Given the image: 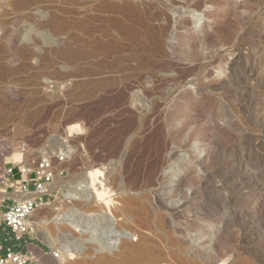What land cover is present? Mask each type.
<instances>
[{
	"label": "rangeland",
	"instance_id": "rangeland-1",
	"mask_svg": "<svg viewBox=\"0 0 264 264\" xmlns=\"http://www.w3.org/2000/svg\"><path fill=\"white\" fill-rule=\"evenodd\" d=\"M13 1L0 0V138L6 151L20 146V152L25 156L22 161H34L44 152L53 153L66 148L70 156L64 165L68 173L63 172V177L79 175L90 165L91 169L100 168L106 177L107 185L113 192L118 193L113 196L114 201L109 206L110 214H107L106 205L95 199L86 205L72 207L73 210L62 204L56 205L59 207L57 210H52L51 207L38 208L30 218V221H36L38 224L31 235L30 244L36 248L43 247L45 252L59 249L60 246L70 249L58 264H181L175 248L162 247L164 244L161 233L170 228L166 221L169 218L173 219L171 225L183 232L191 224L197 226L195 230L185 232V238L190 243L195 242L197 245L204 240L212 243L221 238L232 249H238L237 253L233 249V259L229 264H264V244L260 245L262 231L256 232V217H250L248 220L244 215L232 211L244 203L255 186L253 188L254 184L248 180L231 183L232 171L237 169L239 164L230 162L224 166L228 152L206 158L204 152L199 149L195 153L191 151L197 148V143L190 145L194 161L205 160L209 165L206 186L202 192L206 197L201 195L202 200L200 194L194 195L192 190L184 188L175 201L167 203L170 213L164 209H153L156 207L157 192L162 194L164 186L172 184L165 183L164 178H161L162 174L164 177L168 173L177 172L175 160L171 159L169 166L160 173V183L157 181L154 185L138 191L125 189L130 180L143 179L144 164L155 160L153 147L158 145L163 137L159 130L164 129L163 132H167V128L162 126L163 122L173 104L180 100V95L190 99L184 103L177 124L187 122L191 126L194 125L202 104L208 101V97L217 98L216 95L220 94L224 97L211 108L213 112L223 114L217 120V125L229 124L228 133L233 139L239 138L243 133L256 134V129H253L251 123L253 120H243L232 97H227L226 91L236 83L240 85L242 82L241 69L233 66L235 54L228 50L219 58L223 68L220 74L213 69L217 60L205 69L203 75V72L200 73V78L191 77L184 84H180L175 82V69H164L159 60L147 57L133 44L120 48L115 56L104 57L92 51L94 40L100 35V32L93 28L103 25L107 27L111 18L117 15L113 10H86L76 13L77 8L66 6V10L70 12L60 13L56 7H50L49 10L36 13L32 9H14L11 5ZM238 1L240 0H236ZM47 2L42 0L41 7L46 8ZM53 4L58 5L54 1ZM253 5V9H264L262 2ZM51 15L57 16L58 22H65L61 25L63 29H60L58 23H45V18H50ZM80 20L85 21L86 26L75 24ZM263 25L264 18L259 16L256 26ZM9 36L15 39V50L25 47L33 55L29 58L20 55L11 61L10 54L13 50L7 47ZM111 36L123 35L115 31L111 32ZM51 39L54 43L68 46L71 51L90 48L91 52L71 61L56 58L55 63H51L42 58L44 50L51 44L48 43ZM122 39V44L127 42ZM260 45L264 48V41ZM62 70L67 71L69 75L64 76ZM210 81L225 83L221 89L211 92L210 89H205ZM260 105L264 107L263 103ZM248 141L250 139H241L240 143L242 146H249L251 141ZM231 143L232 141L229 142ZM0 146L2 147V144ZM169 147L166 154L183 156L185 159L182 164H188L189 151ZM5 162L14 161L7 159ZM60 170L58 168L57 171ZM195 171L192 175L197 178L204 174L201 168H196ZM113 175L116 176L114 179ZM121 178L124 181L128 179V182L124 184ZM114 180L121 182L124 188H119L121 183H115ZM65 192L66 187L62 186L46 200L49 203L64 200ZM141 196H146L152 201V211L148 212L153 213L150 222L157 227L153 235L137 223L141 214L135 208H140ZM217 203L227 210L224 219H220V212L213 209ZM206 205L210 208L207 211L203 210ZM133 208L136 212L132 217ZM43 219L46 220L45 228L39 225ZM263 221L259 223L264 229ZM242 224L255 231L251 235L243 234L242 226H239ZM126 225L135 227V234L128 231L131 234L128 235L129 241L137 243L140 238L146 237L153 240L156 246L147 248V245H144L146 251L139 248L131 252L123 248L122 244L113 247V242L118 240L119 232L125 230ZM37 250H41L40 247Z\"/></svg>",
	"mask_w": 264,
	"mask_h": 264
},
{
	"label": "bare ground",
	"instance_id": "bare-ground-1",
	"mask_svg": "<svg viewBox=\"0 0 264 264\" xmlns=\"http://www.w3.org/2000/svg\"><path fill=\"white\" fill-rule=\"evenodd\" d=\"M41 1L14 0L11 5L17 10L32 9L36 13H42V11L49 10L50 7L52 9L56 7L55 9L58 12L66 13L69 11L66 10V6L77 8L76 13H83L86 10L102 12L113 10L117 15L111 18L107 27L103 25L93 28L100 32V35L94 40L93 48H91L92 51L104 57L108 55L115 56L120 48L129 47L133 44L136 49L142 51L147 57L159 60L164 69H175L176 83L184 84L191 77L200 78V73L203 72V75L204 71L206 72L205 69L217 60L218 62L213 65V69H215L217 74H220L223 68L220 65L219 58L228 50L235 54L233 66L234 68L239 67L237 68L239 70L241 69L240 80L242 82L240 85L237 83L236 85L234 84L235 86L233 88L226 91L228 95H225L232 97L236 105V110L241 114L243 120H253L251 123L253 129H256V134L246 135V133H243L239 138L235 137L233 139L231 134L228 133L229 124L225 123L224 126L217 125V120L223 114L213 112L211 108L213 104L215 105L221 100V97H224L220 96L219 93H217L219 95H216L217 98L210 96L208 97V101L202 104L198 119L194 125L191 126L187 122L177 124L178 115L184 107V103L190 99V97L180 95V100L176 101L171 110L169 109L170 111L166 114L165 122H163L164 125L161 124L165 129L167 128V132H163V128L162 131L160 129L159 131L163 136H161V142L159 141V144L155 145L156 147L154 145V147L152 146L153 149L155 148L154 151L152 150L155 160L149 161V158H152L149 157L148 161L150 163H142L145 165L143 179H139V181L130 180L129 182L127 179L128 184L125 185V189L138 191L154 185L161 178H159V175L162 174L161 172L169 166L168 162L171 159L175 160L177 163L175 168L177 172L172 174L168 173L164 177L162 174L161 178H164L165 183L172 182L173 185L170 184V187L167 185L164 186L165 189L163 188L164 192L162 194L157 192L158 194L155 196L156 207L153 209V211L164 209L170 213L171 210L167 207V203L169 201H175L176 197L181 195L184 188L192 190L194 195L200 194V199H202L201 195H204L202 192L206 186L205 182L208 175L207 166L209 165H207L205 160L194 161V154L192 152L195 153L199 149L200 152H204L206 158H211L215 154L228 152V158H226L227 160L224 166H227L230 162L239 164L238 168L232 171L231 183L248 180L254 184L253 188L255 186L253 192L247 195L244 203L236 206L232 211L244 215L246 219L256 217V232L262 231L260 245L264 244V229L261 226L262 224L259 223L261 220H264V107L260 105V103L264 104V48L260 45L264 41V25L261 27L256 26L257 18L259 16L264 18V9H253L255 7L253 4L256 5V2L264 3V0H240L238 2L236 0H149L148 2H145L146 0H49L50 3L47 2L48 0H45L48 3H44L46 4V8H43L44 4L41 7ZM53 1L57 2L58 5L53 4ZM51 12L53 13L52 10ZM45 16L43 15V17ZM45 19V23H52L54 25L58 23L60 24V29H63L61 25L65 22H58L59 18L57 16L51 15L50 18L46 17ZM75 24L86 26V22L83 20L76 21ZM115 31H119L123 36H111V32ZM122 38L127 42L122 44L120 42L123 40ZM52 40H49L48 43L51 44L44 50L42 55L43 60L51 63H55L56 58L71 61L80 58L81 55L86 56L91 52L90 48H78L71 51L68 46L62 43H54ZM34 45L36 46L35 43ZM7 47L9 50H13L10 54L11 61L20 55H26L27 58L33 55L25 47L15 50V39L12 36L8 37ZM64 71L62 70L64 76L67 77L69 73ZM207 83L205 89H210L213 92L221 89L225 82L210 81ZM80 133L83 132L80 131ZM241 139H245V141L250 139L251 142L248 141L250 142L249 146L247 145V147L245 144L242 146L240 143ZM230 141H232L231 144H229ZM192 143H197L198 146L192 149L191 152L189 147ZM1 144V161L11 159L19 162L22 161V157H25L22 156V151L20 152V146L6 151L2 140L0 141ZM169 146H173L177 150L189 151L190 153H187L189 155V165L182 164V160L185 159V157L182 158L183 156L179 157L176 155L177 157H175L174 153L166 154ZM147 155L149 156V154ZM142 157L144 158V156ZM140 166L143 168L142 165ZM91 167L89 165L84 168L83 173L79 175L72 174L68 177H59L58 173H56L50 190L58 191L62 186H65L67 191L64 193L65 199L48 202L39 208L46 209V207H49L50 209L51 207L52 210H57L59 207L56 205L59 206L62 204L71 207L70 209L73 210L72 207L82 204L86 205L90 200L94 201L95 199V201L103 202L107 207V214H110L109 206L114 201L113 196H117L118 193L113 192L107 185L106 177L99 170L100 168L91 169ZM196 168L202 169L203 176L197 178L192 175L193 172H196ZM118 174L115 175L117 176ZM115 175H113V179L116 177ZM116 180H114L115 183L117 182ZM126 181H124V184H126ZM117 183L120 184L121 182L118 181ZM119 188H124L122 183ZM202 200L201 202L205 203ZM139 203L141 205L140 208H135L141 214L139 219L136 218L138 220L137 223L153 235L157 227L150 222V217L153 216V213L148 212L152 208V201L146 196H141ZM214 207V210L220 212H218L220 219H224L227 216V210L222 205L217 203ZM208 208L209 205L203 206V210L205 211ZM135 209L133 208L131 211L132 217L133 213L136 212ZM45 221L43 219V222L41 221L39 225L44 227ZM136 221L135 224L137 225ZM166 221L167 224H170V228L163 230L161 233L164 244L162 247L167 249L175 248L174 251L178 253L177 258L181 264H229L230 260L233 259V249L235 247L232 249L221 238L216 237L217 239L212 241V243L204 240L195 245V242L190 243L185 238L186 231L191 232L197 228L195 224L189 225L187 230L183 232L171 225L173 219L167 218ZM34 223L38 226L36 221ZM239 226H242L241 231L245 235H251L255 231L252 228L243 226V224ZM132 227L126 225L125 230L119 232L118 240L113 242V247H119L122 244L121 246H124L123 248H127L131 252L143 248L144 245H147L145 246L147 248L148 246H156L153 240L144 236V238L139 239L140 242L133 243L129 241L128 235L131 234L128 231H132L135 234V227H133L134 229ZM59 249L62 251L63 257L70 250L65 246H60ZM236 250L238 249L234 250L237 253Z\"/></svg>",
	"mask_w": 264,
	"mask_h": 264
},
{
	"label": "built area",
	"instance_id": "built-area-1",
	"mask_svg": "<svg viewBox=\"0 0 264 264\" xmlns=\"http://www.w3.org/2000/svg\"><path fill=\"white\" fill-rule=\"evenodd\" d=\"M69 156L68 149L64 148L44 152L34 161L0 160V223L11 230L17 241L24 237L31 239L36 224L30 218L56 192L50 190L55 174L58 172L63 177V172L68 173L64 165ZM58 168L61 170L57 171ZM61 260L60 249L32 252L9 248L0 256V264H58Z\"/></svg>",
	"mask_w": 264,
	"mask_h": 264
},
{
	"label": "crops",
	"instance_id": "crops-1",
	"mask_svg": "<svg viewBox=\"0 0 264 264\" xmlns=\"http://www.w3.org/2000/svg\"><path fill=\"white\" fill-rule=\"evenodd\" d=\"M28 237H24L23 240L17 241L14 237V234L11 232V230L4 225L3 223H0V256L4 255L7 249H12L15 251H32L37 252V248L40 247V249H44L41 246H38L36 248L35 245H31L29 242Z\"/></svg>",
	"mask_w": 264,
	"mask_h": 264
}]
</instances>
